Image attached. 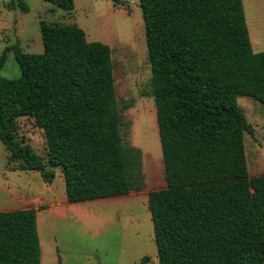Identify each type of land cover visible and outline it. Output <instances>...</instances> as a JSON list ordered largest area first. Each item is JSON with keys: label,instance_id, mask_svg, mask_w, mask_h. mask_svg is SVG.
<instances>
[{"label": "trees", "instance_id": "trees-1", "mask_svg": "<svg viewBox=\"0 0 264 264\" xmlns=\"http://www.w3.org/2000/svg\"><path fill=\"white\" fill-rule=\"evenodd\" d=\"M139 1L166 182L147 199L159 264H264V173H248L243 134L253 128L237 102L264 103V50L252 49L243 0ZM39 26L41 52L13 44L0 54V71L10 49L20 69L0 74L12 170L51 182L59 168L68 203L142 190L141 150L122 141L109 45L76 23ZM20 117L43 130L45 155L18 137ZM36 213L0 211V264H40Z\"/></svg>", "mask_w": 264, "mask_h": 264}, {"label": "rangeland", "instance_id": "rangeland-1", "mask_svg": "<svg viewBox=\"0 0 264 264\" xmlns=\"http://www.w3.org/2000/svg\"><path fill=\"white\" fill-rule=\"evenodd\" d=\"M25 1L28 12L18 7L17 0H0V54L13 44L24 52H41V20L56 25L76 23L88 41L109 45L122 141L141 150L144 187L127 195L68 203L59 168L54 169L51 182L44 181L38 171L12 170L16 163L8 161V152L0 142V211L37 209L40 264H138L144 256L150 258L146 264H159L147 199L149 191L164 188L166 182L140 1L74 0L68 14L46 0ZM243 7L248 29L254 27L249 33L252 49L263 51L264 0H243ZM19 73L10 49L0 74L13 78ZM237 102L253 128L252 135L243 134L248 173L263 174L264 103L245 95ZM17 121L18 137L45 155L43 130L32 118ZM141 134L144 147L136 141Z\"/></svg>", "mask_w": 264, "mask_h": 264}, {"label": "bare ground", "instance_id": "bare-ground-1", "mask_svg": "<svg viewBox=\"0 0 264 264\" xmlns=\"http://www.w3.org/2000/svg\"><path fill=\"white\" fill-rule=\"evenodd\" d=\"M145 116H146V115H145ZM142 121H143V119H142ZM142 121H141V122H142ZM148 128L150 129V127H148ZM152 129H153V128H152ZM142 133H143V132H142ZM138 138H139V139H136V141L139 142L140 146H143V144H142V142H143V135L141 134L140 137H138ZM147 141H148V140H147ZM139 144H138V145H139ZM148 146H149V145H148ZM153 146H154V145H153ZM153 146H152L151 148H153ZM155 146H156V145H155ZM143 147H144V146H143ZM145 148H146V147H145ZM145 148H144V149H145ZM147 149H148V147H147ZM149 150H151V149H149ZM143 153H144V152H143ZM149 153H150V152H149ZM147 154H148V153H147ZM145 155H146V153H145ZM147 156H148V155H147ZM151 156H153V155H151ZM145 157H146V156H145ZM148 157H150V156H148ZM148 157H147V158H148ZM151 158H152V157H151ZM152 163H153V162H152ZM126 205H127V203H126Z\"/></svg>", "mask_w": 264, "mask_h": 264}, {"label": "crops", "instance_id": "crops-1", "mask_svg": "<svg viewBox=\"0 0 264 264\" xmlns=\"http://www.w3.org/2000/svg\"><path fill=\"white\" fill-rule=\"evenodd\" d=\"M67 14V13H66ZM251 26V28H250V30L248 29V31H249V33H251L252 34V32L254 31V27L252 26V25H250ZM251 40V39H250Z\"/></svg>", "mask_w": 264, "mask_h": 264}]
</instances>
